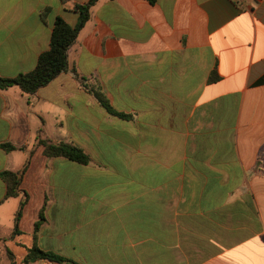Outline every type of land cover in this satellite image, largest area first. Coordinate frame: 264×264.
Instances as JSON below:
<instances>
[{
	"label": "crops",
	"instance_id": "0c3cea01",
	"mask_svg": "<svg viewBox=\"0 0 264 264\" xmlns=\"http://www.w3.org/2000/svg\"><path fill=\"white\" fill-rule=\"evenodd\" d=\"M87 1L0 0V77L32 72ZM68 60L34 95L0 90V145L16 147L0 173L29 162L17 197L0 178V264L33 247L78 264H264V0H100Z\"/></svg>",
	"mask_w": 264,
	"mask_h": 264
},
{
	"label": "trees",
	"instance_id": "16d2710c",
	"mask_svg": "<svg viewBox=\"0 0 264 264\" xmlns=\"http://www.w3.org/2000/svg\"><path fill=\"white\" fill-rule=\"evenodd\" d=\"M99 1L100 0H88L84 4L75 5L74 10L79 14V19L78 23L74 27L69 25L62 18H57L51 36L50 48L40 56L36 68L32 72L20 74L15 78L0 77V90L5 91L12 87H18L24 94L34 95L38 90L49 85L60 75L71 72L68 60L69 51L76 43L81 30L89 22L92 9ZM147 1L152 5L157 2V0ZM74 76L80 82L81 86L89 94H91L100 106L103 107L109 114L124 119L128 118L127 115L118 113L112 108L110 102L103 94L102 89L98 84L92 83L89 79L81 77L75 72ZM217 79L216 74L211 77L212 82ZM40 144L44 147V155L48 158H65L82 165L89 164V157L79 147L66 143L54 144L47 140L40 141ZM0 149L12 151L15 150L16 147L10 144H3L0 145ZM28 165L29 162L22 171L17 173L11 171H3L0 173V178L7 186L6 198H13L19 195L22 180ZM25 204L26 200L21 203V206L16 214V233L19 232L18 224L22 217V211ZM44 212L45 208L42 209L39 219L35 224V233L40 230L46 221ZM33 259L36 261L47 259L58 264H78L54 252L43 251L38 247H33L29 250V256L26 258L25 263L29 264Z\"/></svg>",
	"mask_w": 264,
	"mask_h": 264
},
{
	"label": "built area",
	"instance_id": "2783aa9c",
	"mask_svg": "<svg viewBox=\"0 0 264 264\" xmlns=\"http://www.w3.org/2000/svg\"><path fill=\"white\" fill-rule=\"evenodd\" d=\"M37 264H58V263H55L53 261H50V260H47V259H44V260H39L37 262Z\"/></svg>",
	"mask_w": 264,
	"mask_h": 264
},
{
	"label": "rangeland",
	"instance_id": "374dc122",
	"mask_svg": "<svg viewBox=\"0 0 264 264\" xmlns=\"http://www.w3.org/2000/svg\"><path fill=\"white\" fill-rule=\"evenodd\" d=\"M17 258H21V257H17ZM17 264H24V263H22L21 260H19V262Z\"/></svg>",
	"mask_w": 264,
	"mask_h": 264
}]
</instances>
